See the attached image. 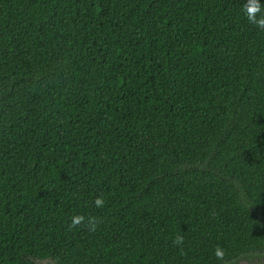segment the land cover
<instances>
[{
  "label": "trees",
  "instance_id": "1",
  "mask_svg": "<svg viewBox=\"0 0 264 264\" xmlns=\"http://www.w3.org/2000/svg\"><path fill=\"white\" fill-rule=\"evenodd\" d=\"M245 3L0 0V264L264 263Z\"/></svg>",
  "mask_w": 264,
  "mask_h": 264
},
{
  "label": "clouds",
  "instance_id": "2",
  "mask_svg": "<svg viewBox=\"0 0 264 264\" xmlns=\"http://www.w3.org/2000/svg\"><path fill=\"white\" fill-rule=\"evenodd\" d=\"M242 11L247 20L256 26L257 28L264 30V6L261 5L259 0H246V3L242 6ZM93 204L97 208H102L105 204V199L102 196H96ZM99 218L88 216L87 219L82 214H75L71 218V223L68 225L69 230L84 225L89 231H95ZM184 242L183 236H176L173 238V244L176 246L182 245ZM213 254L217 259L223 258V249L217 246L213 250Z\"/></svg>",
  "mask_w": 264,
  "mask_h": 264
},
{
  "label": "rangeland",
  "instance_id": "3",
  "mask_svg": "<svg viewBox=\"0 0 264 264\" xmlns=\"http://www.w3.org/2000/svg\"><path fill=\"white\" fill-rule=\"evenodd\" d=\"M40 264H52V262L50 261V260H42V261H40ZM242 264H264V263H262V262H258V263H251V262H244V263H242Z\"/></svg>",
  "mask_w": 264,
  "mask_h": 264
}]
</instances>
